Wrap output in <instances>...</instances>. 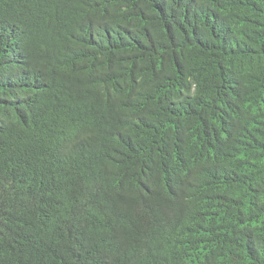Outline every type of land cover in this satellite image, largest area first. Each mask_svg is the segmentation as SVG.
I'll return each instance as SVG.
<instances>
[{"label":"trees","instance_id":"1","mask_svg":"<svg viewBox=\"0 0 264 264\" xmlns=\"http://www.w3.org/2000/svg\"><path fill=\"white\" fill-rule=\"evenodd\" d=\"M0 264H264V0H0Z\"/></svg>","mask_w":264,"mask_h":264}]
</instances>
